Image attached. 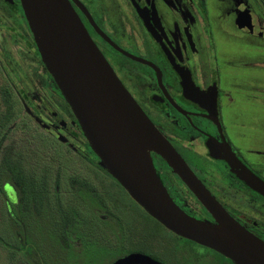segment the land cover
I'll use <instances>...</instances> for the list:
<instances>
[{"label":"flooded vegetation","instance_id":"obj_1","mask_svg":"<svg viewBox=\"0 0 264 264\" xmlns=\"http://www.w3.org/2000/svg\"><path fill=\"white\" fill-rule=\"evenodd\" d=\"M69 1L120 82L159 133L221 206L244 228L264 241V228L246 218L224 196V191L232 188L241 193L243 199L260 205L263 210L264 204L256 198L264 202V197L230 172L224 160L210 154V147L226 145L264 181V126L257 121L259 116H264V83H261L264 78L259 77H264V73L252 68L255 64L264 67V53L242 55L246 51L242 47L264 48V43H216L209 20L211 0H77L79 5L74 0ZM249 5V0H246L237 10L239 14L244 12L239 21L241 28L253 35L258 31L264 34V14L259 15ZM87 14L108 40L131 56L110 44ZM248 16L257 21L254 31L241 24ZM195 26H202L208 32L206 43L204 33L195 31ZM2 39L7 44L3 50L0 49V62L15 82L17 93L30 104L28 93L19 80L33 82L34 75L40 77L38 89L45 99L41 109H35L39 123L51 137L73 150L77 158L99 166L98 157L90 149L69 105L42 63L20 0H0V43ZM15 62L21 69L14 73L11 63ZM248 63L251 67L246 66ZM183 78L191 80L190 91H185ZM149 155L172 200L188 214L213 222L211 215L167 162L154 151H149ZM6 187L7 184L3 185L5 190ZM7 195L17 212L15 220L20 222L19 215L25 214L21 203L15 202L12 193ZM84 195L90 197L91 203L84 200ZM77 197L92 213L105 211L90 189L81 187L77 190ZM42 213L50 218L47 207L37 214L28 212L25 216L32 221L35 217L40 218ZM74 225L83 228V223L78 220ZM73 235L80 241L78 235ZM116 235V241L122 242V236L118 237L121 233ZM80 246L81 241L78 246H73L78 253L83 252ZM199 246L213 251L221 260L210 261L205 255L187 248L181 255L176 254L175 264H233L218 252ZM119 248L115 257H107L108 253H102L104 248H98L100 259L93 264H114L120 257L134 254V251L127 253ZM138 255L142 254L134 256ZM150 258L161 264L155 257Z\"/></svg>","mask_w":264,"mask_h":264},{"label":"water","instance_id":"obj_2","mask_svg":"<svg viewBox=\"0 0 264 264\" xmlns=\"http://www.w3.org/2000/svg\"><path fill=\"white\" fill-rule=\"evenodd\" d=\"M20 2L42 63L69 105L90 149L98 157L99 166L151 218L176 236L210 248L233 264H264V241L221 206L159 133L97 48L70 1ZM241 24L250 31L258 26L251 16L244 18ZM182 84L185 91H190L191 80L183 78ZM149 151H154L167 162L211 215L213 222L186 213L172 200L156 174ZM210 154L224 160L230 172L264 197V181L228 146L210 147ZM134 261L160 264L145 255L125 257L114 264Z\"/></svg>","mask_w":264,"mask_h":264},{"label":"rangeland","instance_id":"obj_3","mask_svg":"<svg viewBox=\"0 0 264 264\" xmlns=\"http://www.w3.org/2000/svg\"><path fill=\"white\" fill-rule=\"evenodd\" d=\"M245 1L211 0L209 20L216 43H241L242 45L264 43V34H261V31L253 35L252 32L241 28L239 24L244 12L239 14L237 10L240 5L245 4ZM249 4L255 12H259V15L264 14L262 10L264 0H249ZM194 29L204 33L206 43L208 32L202 26L200 28L195 26ZM5 44L7 43L2 39L1 50L5 48ZM242 49L243 51L246 49L242 55H262L264 53L262 47L252 49L242 47ZM249 63L247 67H251ZM11 67L14 73L21 69L17 62L11 63ZM252 68L264 73V67L259 64H255ZM40 81V77L35 75L33 82L19 80L28 93L30 104L21 94L17 93L15 82L6 74L0 62V169L5 167L14 181V183H7V190L0 182L1 239L10 244L16 243L8 224L6 194L12 193L15 196V202L21 203L25 214L28 212L37 214L42 211V208L47 207L54 226L66 242L63 244L71 246L80 244V241L68 229L78 220L91 229L93 239L106 246H103L104 249L101 250L102 253L109 254L107 257L117 256L120 247L127 253L134 251L133 258L136 254H142L155 257L161 264H175L177 263L176 254L181 255L188 248L200 255H205L210 261L219 262L221 257L213 251L177 237L161 224L159 226L158 222L150 219L148 214L107 172L94 163L77 158L78 155L73 150L51 137L45 127L39 123V118L35 114V109L40 110L45 99L39 93ZM5 97H9L11 106L6 103ZM8 112L11 114L8 120H5ZM257 121L259 125L264 126V116H259ZM81 187L90 189L98 197L105 209L104 212L92 213L84 207L77 197V190ZM224 196H227L230 202L246 215V218L264 228V210L260 205L249 203L241 197V193L232 188L224 191ZM256 199L264 204L261 198ZM32 229L36 234L35 222L32 223ZM117 233H121L118 237L122 236V242L116 241ZM50 238L40 243L37 239H32L33 255H37L38 244L41 247L49 244L44 251L50 262V244L52 243L55 247L54 236L52 242H49ZM19 245H21V250L25 248L23 243ZM125 257H129V254L118 260ZM135 261L129 264H135ZM0 264L29 263L24 259L22 252H11L0 244ZM32 264H38L34 256Z\"/></svg>","mask_w":264,"mask_h":264},{"label":"trees","instance_id":"obj_4","mask_svg":"<svg viewBox=\"0 0 264 264\" xmlns=\"http://www.w3.org/2000/svg\"><path fill=\"white\" fill-rule=\"evenodd\" d=\"M8 98V99H7ZM6 103H8L9 106H11V103L9 101V97H5ZM11 113H7L5 120H8V116ZM0 182L2 185H5L7 183L13 182L12 175L7 172V169L5 167H2L0 169ZM9 194V193H8ZM7 197V209L9 213V228L12 234L15 238V244L7 243L6 241H3L0 237V244H2L6 249H8L11 252H22V255L27 263L32 264V257L37 258L38 264H93L96 262L97 259H100L99 255L101 253H98L97 249L102 248L103 245L100 241L95 240L92 238L91 235V229L87 227L86 225H82L83 228L79 229L74 224L69 226L68 229L71 230L73 233L78 235L81 239V246L80 248L83 250V252L78 253L74 250L73 246H66V243L63 241V239L60 236L59 231L54 226L51 218H46L45 213H42L40 215V218H33L32 221L25 216V214H20V222H16L15 215L17 214L15 207L13 206V203L11 201V197L6 194ZM84 200L87 203L90 202V197L84 195ZM95 205H93L94 207ZM188 213V212H186ZM148 217L155 221L153 218H151L149 215ZM35 222L36 226V234L34 233L32 229V223ZM157 223V221H155ZM159 226H161L159 223H157ZM17 235V236H16ZM54 236L55 239H53V242L55 243V247L50 244V262L47 259L46 252L44 251V248L47 247L49 244L42 247L38 244L36 250L37 255H33L31 242L32 239H37L38 243L42 242L43 240L47 241L48 237L50 238L49 242H52V237ZM20 243H23L25 245V248L22 250L20 249L19 245ZM68 248V249H67ZM43 250V251H42Z\"/></svg>","mask_w":264,"mask_h":264}]
</instances>
